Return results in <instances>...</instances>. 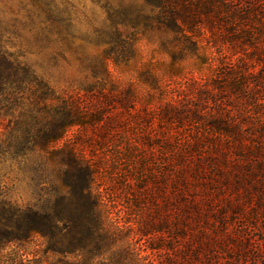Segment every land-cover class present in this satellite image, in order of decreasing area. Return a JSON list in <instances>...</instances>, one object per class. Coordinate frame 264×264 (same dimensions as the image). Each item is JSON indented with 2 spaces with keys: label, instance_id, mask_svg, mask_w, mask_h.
Wrapping results in <instances>:
<instances>
[{
  "label": "trees",
  "instance_id": "trees-1",
  "mask_svg": "<svg viewBox=\"0 0 264 264\" xmlns=\"http://www.w3.org/2000/svg\"><path fill=\"white\" fill-rule=\"evenodd\" d=\"M145 1L158 24L194 53L199 31L205 30L208 45L215 48L207 58L219 65L208 82L187 88L180 101L159 115L177 131L187 124L195 127L194 135L147 144L160 152L156 166L149 174L125 170L120 176L135 180L128 199L145 209L142 234L212 235L222 230L228 211L244 214L248 204L264 209V0ZM19 56L0 45V103L26 106L17 119L21 134L12 140L0 135V164L17 162L32 188L29 198L22 199L0 181V242H24L38 234L47 252L99 258L113 239L103 215L108 193L95 187L97 166L82 150L55 145L73 126L92 125L96 135L106 138L114 119L103 121L106 113L86 103L103 87L96 91L90 84L57 93ZM101 68L109 76L107 67ZM39 151L60 156L52 180L33 157ZM161 203L172 217L165 212L156 222ZM212 221L221 227L213 230Z\"/></svg>",
  "mask_w": 264,
  "mask_h": 264
},
{
  "label": "rangeland",
  "instance_id": "rangeland-1",
  "mask_svg": "<svg viewBox=\"0 0 264 264\" xmlns=\"http://www.w3.org/2000/svg\"><path fill=\"white\" fill-rule=\"evenodd\" d=\"M207 35L199 31V50L192 52L188 43L158 24L145 0H0L2 48L18 53L57 93H73L90 84L96 91L103 87L101 93L90 94L87 106L106 113L103 121L111 117L115 122L105 139L92 125L73 126L55 145H74L97 166L95 187L108 193L103 215L112 233L110 248L92 259L81 253L47 252L38 234L24 242L6 238L0 242V264H264V209L248 204L244 214L228 211L221 231L194 239L190 233L144 235L145 209L135 208L128 199L135 180L122 177L125 170L149 174L156 166L160 152L147 144L170 137L186 140L197 130L187 124L177 131L159 115L180 101L187 88L195 89L215 74L219 62L207 58L215 50ZM202 56L209 63H202ZM12 104L0 103V135L8 140L21 134L17 119L26 108ZM33 157L48 180L54 179L60 156L39 151ZM5 161L0 181L16 197L29 198L27 173L17 162ZM158 208L156 222L165 212L172 217L162 203ZM210 223L213 230L222 225ZM194 229L200 231V226ZM209 244L212 248L205 249Z\"/></svg>",
  "mask_w": 264,
  "mask_h": 264
}]
</instances>
